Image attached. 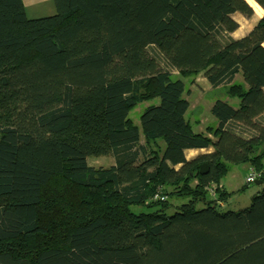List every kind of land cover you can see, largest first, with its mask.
Returning a JSON list of instances; mask_svg holds the SVG:
<instances>
[{"label": "trees", "instance_id": "trees-1", "mask_svg": "<svg viewBox=\"0 0 264 264\" xmlns=\"http://www.w3.org/2000/svg\"><path fill=\"white\" fill-rule=\"evenodd\" d=\"M54 3L29 19L24 0H0V264H264V14L235 40L247 0ZM202 72L216 142L187 117ZM245 163L262 191L218 211L210 187ZM171 201L187 203L169 214Z\"/></svg>", "mask_w": 264, "mask_h": 264}, {"label": "rangeland", "instance_id": "rangeland-1", "mask_svg": "<svg viewBox=\"0 0 264 264\" xmlns=\"http://www.w3.org/2000/svg\"><path fill=\"white\" fill-rule=\"evenodd\" d=\"M250 5L253 7L254 9V15L251 18H246L244 16H242L239 13H235L232 18L239 24V29L233 33L232 37L235 40H239V39H243L245 38L252 30L253 28L258 24V22L260 21L261 17L264 14L263 9L254 1V0H247ZM256 4V5H255ZM26 14L28 16L29 19H38V18H45V17H49V16H54L56 14V7H55V3L54 0H46L43 2H39L36 5H29L27 6V10H26ZM203 78L206 79L205 77V72L200 73L197 76V79L202 80ZM236 80L238 82L242 81V77L240 74H238L236 76ZM212 90V89H211ZM210 90V92H211ZM196 92L201 93V89H197ZM210 92L207 95H203L201 93V95L199 96H191V95H186V97L192 102V110H191V115H190V119L194 120V117L196 116V114H198V111H193V109H195V107L198 104L201 103H205L206 105L202 106V108L200 109V114H202L201 112L204 113V116L202 117V119L204 120V123L207 127L208 125V121L211 119V113L209 115V106L210 104H207L205 101H211V98L209 99V97H211ZM210 95V96H209ZM196 97V98H195ZM200 99V100H199ZM156 103V102H154ZM154 103H149V102H144L138 105L137 108H135L134 111L131 112L130 114V118L133 120V122L138 125L140 127V117L143 113V111L149 107L150 105L154 104ZM239 101L237 99L234 100H230V104L234 107H237ZM206 109V110H205ZM205 111V112H204ZM198 116H196L197 118ZM192 120V121H193ZM200 121V120H199ZM140 141L141 144H145V138L141 133V137H140ZM215 142L217 141L216 138H214ZM161 146L163 147V144H161ZM160 146V147H161ZM156 149V148H155ZM212 151H214L213 148H211ZM88 165L94 168H109L113 165H115V159L111 156H100V157H89L88 160ZM263 165H264V159H263ZM231 167H233L232 171L224 177L223 181H226V179H228L227 181H231L230 185H228V190L230 191H234L235 198L232 199L231 204L228 206L226 202L221 201L220 206L218 205V211L220 212H227V211H235V210H240V209H245L247 207H249L251 205V201L253 196H255L257 193H259L260 191H262L263 187L261 185H257L256 183L250 184L248 185L246 183V178L247 175L249 174V172L251 171L250 168V164L249 163H245V164H238V165H232ZM173 189L172 188H168L167 192H172ZM161 192L162 195L163 191L162 190H158L156 195L159 194ZM210 195V194H209ZM218 195H220L219 193L217 194V198L219 197ZM165 196V195H164ZM166 199L168 198L167 196H165ZM209 201L213 202L214 201V197H211V195L208 197ZM219 199V198H218ZM173 208L171 210H169V214H173L175 213L176 209L178 207H180L183 203H187V201L184 202H178V201H171ZM202 207V206H199ZM142 209H140L139 207H135L134 211L136 213L140 212ZM148 212V211H147Z\"/></svg>", "mask_w": 264, "mask_h": 264}, {"label": "crops", "instance_id": "crops-1", "mask_svg": "<svg viewBox=\"0 0 264 264\" xmlns=\"http://www.w3.org/2000/svg\"><path fill=\"white\" fill-rule=\"evenodd\" d=\"M43 1H46V0H24V5H25V8H26V10H27V6H29V5H31V4H33V5H36V4H38L39 2H43ZM241 82H243V79H242V81ZM197 89H201V93L205 96V95H207L209 92H210V90L212 89V87H211V85L209 84V82L207 81V79H205V78H203L202 80H200V79H197V77H196V79H195V81H194V85H192V86H190L189 87V91H190V94L189 95H191L192 97L193 96H199V95H201V93H198V92H196V90ZM195 97V98H196ZM187 98V97H186ZM187 100L189 101V103H190V109H189V112H188V115H187V117H188V119H190V115H191V110H192V102L187 98ZM200 100V99H199ZM227 101L230 103V99H227ZM207 104H210V110H209V115H210V113H211V110H212V108H213V105H214V102H210V101H205ZM205 106L206 104L205 103H201V104H198L196 107H195V109H193V111L195 112V111H198L199 113H200V109L202 108V106ZM238 106H239V103H238V105H237V107H235L236 109L238 108ZM206 110V109H205ZM205 112V111H204ZM199 113L198 114H196V116H198L197 118L200 120V124L198 125V126H196L195 128H194V130L196 131V132H198V133H203V134H205V135H207L208 137H210L213 141L215 140L214 138V136L212 135V134H209L207 131H206V128L210 125V126H216L217 125V121H216V119L213 117V115H212V113H211V116H210V120L208 121V125H207V127H206V125H205V123H204V120L202 119V117L204 116V113L203 112H201L202 114H200V116H199ZM196 116L194 117V120L192 121L191 119H190V121L191 122H194L197 118H196ZM213 151H212V149L210 148V149H202V150H187L186 151V158H187V160L188 161H190V160H194V159H196V158H198L199 156H202V155H206V154H210V153H212ZM251 166V165H250ZM250 168H253L252 166L250 167ZM232 169H233V167H230V172L232 171ZM252 170V169H251ZM248 176V175H247ZM228 179H226V181H221L220 182V184L218 185V186H220V189H218V190H220V191H224V192H226V193H228V194H230V198H229V200H228V206L231 204V201H232V199H234L235 198V195H233L232 196V194H234V191L232 190V191H230V190H228V185H230V183H231V181H227ZM210 196V195H209ZM212 197V196H211ZM248 208V207H247ZM246 209V208H245ZM240 210H243V209H240ZM231 211V210H230ZM235 211H239V210H235Z\"/></svg>", "mask_w": 264, "mask_h": 264}, {"label": "built area", "instance_id": "built-area-1", "mask_svg": "<svg viewBox=\"0 0 264 264\" xmlns=\"http://www.w3.org/2000/svg\"><path fill=\"white\" fill-rule=\"evenodd\" d=\"M259 177H260V174H258L254 169H252L247 178H246V183L248 185L250 184H253V183H256L258 180H259ZM218 189H220V186L218 185H213L210 187V190H209V194L214 197V201L216 203V205H221V201L217 198V194H218ZM166 200V197L164 195L161 194V192L159 194H157L155 196V200ZM223 205V204H222Z\"/></svg>", "mask_w": 264, "mask_h": 264}, {"label": "water", "instance_id": "water-1", "mask_svg": "<svg viewBox=\"0 0 264 264\" xmlns=\"http://www.w3.org/2000/svg\"><path fill=\"white\" fill-rule=\"evenodd\" d=\"M207 168H208V167H207L206 164H203V165L201 166V171H200L201 175H205V171L207 170ZM256 184H257V185H261V183H260L259 181H257Z\"/></svg>", "mask_w": 264, "mask_h": 264}, {"label": "bare ground", "instance_id": "bare-ground-1", "mask_svg": "<svg viewBox=\"0 0 264 264\" xmlns=\"http://www.w3.org/2000/svg\"><path fill=\"white\" fill-rule=\"evenodd\" d=\"M256 5V4H255Z\"/></svg>", "mask_w": 264, "mask_h": 264}]
</instances>
